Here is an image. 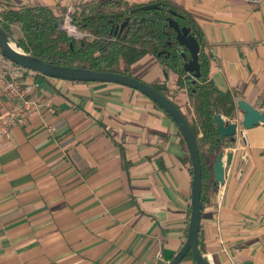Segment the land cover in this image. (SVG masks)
Here are the masks:
<instances>
[{"label": "crops", "instance_id": "1", "mask_svg": "<svg viewBox=\"0 0 264 264\" xmlns=\"http://www.w3.org/2000/svg\"><path fill=\"white\" fill-rule=\"evenodd\" d=\"M100 1L0 3L91 14ZM170 1L201 31L215 86L264 108V0ZM130 73L150 84L166 80L170 99L188 100L184 88L171 94L177 74H165L152 55ZM24 83L35 84L39 110L0 138V264L169 261L185 240L191 180L172 119L117 83L32 72ZM235 137L222 148H234L224 183L202 208L203 254L211 264H264V125L238 126Z\"/></svg>", "mask_w": 264, "mask_h": 264}, {"label": "trees", "instance_id": "2", "mask_svg": "<svg viewBox=\"0 0 264 264\" xmlns=\"http://www.w3.org/2000/svg\"><path fill=\"white\" fill-rule=\"evenodd\" d=\"M70 14L74 25L86 33L84 36L74 38L68 35L61 28L63 12H56L47 5L12 6L0 3L1 27L26 53L35 57L61 65L131 74L130 67L133 63L145 55H152L165 74L169 71L177 74L171 86L173 89L169 88V90L173 91L171 94L174 96L184 88L189 106L179 105L176 99L171 101L180 109L195 136L201 161L200 199L203 208L210 202L214 179L212 166L216 155L223 147L231 146L235 142L229 137L219 139L213 115L219 113L228 122L233 119L236 112L235 98L239 95L236 91L218 89L210 78V63L213 55L207 49L195 21L185 10L170 0H147L139 3L101 0L91 14L76 9L71 10ZM170 20L187 26L198 42L197 57L200 70L198 77H193L183 69V64L190 55L176 40L175 32L169 26ZM165 82L151 85L167 96L168 88ZM176 90L178 92H175ZM179 135L185 148L181 160L188 165L191 177L186 144L180 132ZM189 210L190 207L188 218ZM186 232L187 225L185 237ZM198 246L203 253L205 248L201 240L200 228ZM184 260H191L192 264H197L190 251L181 261Z\"/></svg>", "mask_w": 264, "mask_h": 264}, {"label": "water", "instance_id": "3", "mask_svg": "<svg viewBox=\"0 0 264 264\" xmlns=\"http://www.w3.org/2000/svg\"><path fill=\"white\" fill-rule=\"evenodd\" d=\"M123 24L120 26L122 28ZM169 26L175 32V38L180 45L186 49L190 58L184 62L183 69L191 73L193 77L200 75L198 51L199 45L193 33L185 25H179L176 21L170 20ZM182 53H184L182 51ZM0 54L11 62L22 68L38 72L44 76L65 79L70 81L84 82H111L134 88L154 101L160 106L172 119L177 126L184 142L190 159L191 180H190V200H189V218L185 240L180 249L165 264H179L191 252L192 258L197 264H211L209 259L200 251L198 246V232L202 215L201 203V161L195 136L183 116L180 109L171 101L169 97L156 89L150 83H147L131 74H123L115 71L94 70L91 68L61 65L45 61L26 53L19 43L10 37L0 25ZM236 107L241 112L239 122L226 121L225 118L216 113L213 115L216 123V131L219 139L223 140L229 137L235 140L238 126L251 128L258 124L264 125V108H258L242 98L236 100ZM232 152L226 153L220 151L215 158L212 166L213 187L219 188L224 183L226 169L231 163Z\"/></svg>", "mask_w": 264, "mask_h": 264}, {"label": "built area", "instance_id": "4", "mask_svg": "<svg viewBox=\"0 0 264 264\" xmlns=\"http://www.w3.org/2000/svg\"><path fill=\"white\" fill-rule=\"evenodd\" d=\"M70 11L69 8L63 13L61 28L68 35L80 38L86 33L74 25ZM26 72L32 71L0 54V99L4 103V109L0 106V138H9L12 126L22 125L28 115L39 110V96L35 84L24 83ZM233 150L234 148L228 149L232 153Z\"/></svg>", "mask_w": 264, "mask_h": 264}, {"label": "rangeland", "instance_id": "5", "mask_svg": "<svg viewBox=\"0 0 264 264\" xmlns=\"http://www.w3.org/2000/svg\"><path fill=\"white\" fill-rule=\"evenodd\" d=\"M25 75H26V73H25ZM175 92H178V90H176ZM263 104H264V102H261V106H263ZM185 105H186L187 107L189 106V99L186 101ZM240 118H241V115H239V116L237 117V110H236V112H235V117H234L233 119L229 120V121H236V122H239V121H240ZM235 140H236V137H235ZM212 185H213V184H212ZM213 188H214V187H213ZM213 188H212V189H213ZM185 261H187V260H185ZM189 261L192 263L191 260H189ZM190 262H187V263L190 264Z\"/></svg>", "mask_w": 264, "mask_h": 264}]
</instances>
